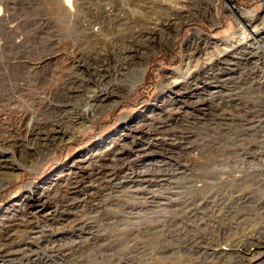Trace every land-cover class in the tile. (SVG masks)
<instances>
[{"label": "rangeland", "instance_id": "374dc122", "mask_svg": "<svg viewBox=\"0 0 264 264\" xmlns=\"http://www.w3.org/2000/svg\"><path fill=\"white\" fill-rule=\"evenodd\" d=\"M178 1L0 0V98L3 90L17 96L14 103L0 102V109H6L12 121L21 115L25 120L20 131L12 121L0 123V185L5 184L0 189V264H11L10 257H2L11 248L3 245L9 242L8 234L17 237L13 225L31 211L27 208L30 196L31 203L40 198L39 206L52 195L58 200L62 195L56 191L70 172L80 171L87 157L102 154L124 138L125 150H114L121 157L119 153L126 152L115 169L121 172L120 181L123 176L126 179L120 190L115 175L108 189H102L89 174L79 176V196L74 198L73 214L65 215L68 221L36 214L33 226L44 235L33 236L42 235L35 239L41 243L35 242L31 255L16 258L12 264H264L263 0L247 3L245 8L229 0H187L189 7L175 19L178 12L169 9ZM247 11H253L256 18ZM107 13L117 26L109 32ZM169 17L172 26L167 24ZM253 17V27L261 29V36L235 52L228 49L224 57L218 54L214 43L221 48L236 45L245 35L239 21ZM83 26L89 27L90 35L81 32ZM153 26L157 28L151 38L144 36L147 40L140 45L131 43L138 48L133 59H117L118 52L122 57L130 55L127 48L132 46L126 39L123 45L118 35L141 37ZM190 48L197 52L192 63L196 81L188 89L170 90L166 81L174 75L171 72L186 68ZM206 57L213 59L200 65L208 62ZM120 62L124 65L120 72L127 74L119 81L116 76L106 79L113 87L104 104L117 103L89 117L82 131L77 133L75 128L77 134L53 147L49 156L50 148L45 152L34 149L33 137L25 138L31 116L46 115L50 104L65 102L78 108L81 98L102 89L96 73H116ZM141 67L145 75L133 87V77ZM70 73L77 75L79 95H83L79 98L69 99L66 90L59 89V76ZM180 90L190 93L191 99L176 101ZM210 92L218 96L209 108L208 100L193 103L198 95L210 98ZM40 96L46 98L44 104L33 103ZM165 105L169 113L151 121L153 113ZM149 121L154 129L178 137L175 144L158 145L150 155L136 151L149 139L132 129ZM159 159L173 170L174 184L166 180L163 187L148 192L156 200L167 195L181 203L162 210L153 204L136 206L127 176L137 175L139 169ZM11 174L15 176L5 182L4 175ZM204 197L210 205L199 204ZM196 206L204 208L195 214ZM80 219L86 225L76 226Z\"/></svg>", "mask_w": 264, "mask_h": 264}, {"label": "bare ground", "instance_id": "6f19581e", "mask_svg": "<svg viewBox=\"0 0 264 264\" xmlns=\"http://www.w3.org/2000/svg\"><path fill=\"white\" fill-rule=\"evenodd\" d=\"M175 3H176V5L172 6L169 9V11L170 10L174 11V9H175V11L178 12L176 14V17H175V19H177V17L178 18L181 17L180 14L184 13V9H187L189 7L188 4L190 2H188L187 0H183V1L179 0L178 2H175ZM251 12H253V11H251ZM251 12H249V11L246 12V13L250 14L249 17L254 16V15H251ZM105 15H106L107 19H109L108 22H106L107 25L109 24L107 26V29H109L108 32L111 29L117 28V26L112 23L111 14L107 13ZM254 17L250 18L249 20H247L245 22L239 21L238 27H239L240 30L243 31V34H245V35L239 40V42L237 43L238 45L237 44L236 45L233 44L232 46L221 48V47H219V44H216L217 42L214 43L215 44V48L219 51L218 54H222V56L224 57V54L227 53L228 49H230L233 52H235L237 49L240 48L239 46L243 45L245 42L252 40V38H257L258 39L259 36H261V34H262L261 33V29L258 28L257 26L253 27ZM167 21H168L167 24H169L171 22L170 26H172L174 24V21H172V18H170V17L167 19ZM156 23H154V24H156ZM111 24H113V26H111ZM119 28H121V27L118 26V29ZM156 28L153 26V28L150 29L152 31H149L150 33L148 32V35H142L141 37H139L140 34L131 35L129 37L128 35L126 36L124 33H122L121 35H118V36H120V39H122V41H124L123 45L127 44L125 39L131 41L130 44L131 43L132 44L135 43L137 45H140V44L144 43L145 40L151 38L152 37L151 35H153L154 32L156 33ZM89 30H90L89 27H84V28L81 29V32L86 33L87 35H90ZM119 30H121V29H119ZM93 36H97V34L93 35ZM133 36H136V37H133ZM143 37L147 38V39L143 40ZM130 48H133V49L131 50ZM127 50H130L129 51L130 55L127 54V55H124L125 57H122L120 55V53L118 52L117 59L120 60L119 58H123V59H126V61H128L129 59H133L134 53L137 52L138 48H136V47L134 48V46L132 45L131 47H129V49L127 48ZM132 51H133V53H132ZM196 53H197L196 50L194 51V50H192V48H190L189 52L187 53V56H186L187 59H188V63L186 62V66H185L186 68L183 69L184 66H182V67H180L179 69H177L175 71L177 73H173L174 71L171 72L174 75L168 77L169 79L166 81V84H167V86L169 87L170 90H171V88H175V89L177 88L179 90L180 88L183 89V87L188 89L190 87L188 85H190L192 82L196 81V79H195L196 76L194 74L195 69L193 68L194 64L192 65L193 58L196 55ZM208 54L209 53H206V55H208ZM78 55H80V56L82 55L83 56V53L80 52ZM209 55L212 56L211 54H209ZM209 58L210 57H206L205 59L208 60ZM212 59L213 58L211 57L208 60V62L205 61L203 64H200V65L205 66ZM121 62L119 63V66L116 68V69H118L117 70L118 73L117 72L116 73H96V77H97L98 82L101 85H103L102 89L99 90L97 88L94 91H92L93 94H91L89 96H84L83 98H81L80 104L77 103L78 104V108L76 106V107H74L75 108L74 109V108L70 107L69 103H65V102L62 105H53L52 106L50 104L47 107L46 115H43L41 113V114H39V116L36 115V117H34V116L32 117L31 116V129H28L27 131H25L26 132V135H25L26 137L25 138H28V137L30 138V136L33 137L32 138L33 139L32 140L33 141V145H32L33 148L37 149L38 151H44V152L49 150V148H50V150H49V152L47 154V156H49V154L51 153L52 148L55 147L60 142H62L66 137L70 136L72 138L77 133L82 131L84 129V127H85L86 120L89 117L90 118H94L97 115L103 114V112L105 110L109 109L111 106H113L115 103H117L114 100V101H110L108 104H104L105 100H106V97H107V94H108V91H110V89L113 87V85L109 84L111 82H110V80L107 81L108 80L107 78L109 76L110 77L116 76L117 78H119L118 80L117 79L116 80L119 81L120 79L124 78V76L127 74V73H125V71H124V73L120 72L124 68V65H122ZM199 63H201V62H199ZM199 63H196V64L199 65ZM198 65H196L195 67H197ZM144 75H145V73H144V69L142 67L140 69L136 70L135 75L133 77L132 86L135 87L136 85H138V83H140V81L143 80ZM59 77H60L59 79H60V82H61L59 89L60 90L65 89L67 95L70 96L69 99H72V97L75 99L76 97L79 98L80 96H83L81 94L79 95L80 87L77 85V83L79 82V81H77L78 80L77 79V75H74V73H70V74H67L66 76L62 74ZM57 82H59V81H57ZM178 92H180V93H178ZM178 92H177L178 94H176V97H175V100L177 99L176 101H181L180 99L188 101L189 100L188 98L191 99V97H189V95H190L189 92H188L189 95H187L186 92L181 93L182 90H180ZM214 93L215 92H210L209 94L207 93L208 96L210 95V98H208V99H207V97L203 98L201 95H198L196 97L197 100L195 102H193V103L194 104H198V103H201L203 101H207L208 100L209 102L206 103V106L209 108L211 106V104H212V101H214L215 98L218 96V95H216ZM177 96H179L180 98H177ZM16 99H17L16 95H13V94L11 95V94L7 93L6 90H3L2 93H1L0 102H4V101H6V102L9 101L10 102V100H11L14 103V101ZM45 99H46L45 97L40 96V98H38V99L37 98L33 99V103H39V104L43 105L44 102H45ZM9 104L11 105L12 103H9ZM177 104H178V102H177ZM171 105L172 106L174 105V107H175L176 103L175 104H170V106ZM181 105H183V103ZM181 105L179 107L180 110L183 108V106H181ZM208 105H210V106H208ZM5 110L4 109H0V123L4 124V125L7 124L8 122L11 123V121H12V119H9V115L4 112ZM157 111H158L157 113L155 112L156 114L153 113L154 116H152L153 118L151 119V121L157 119L158 115H163L165 113H169L170 110H169V107L165 105V106H163V108L160 107V109L157 110ZM259 117H260V115H259ZM14 120H17V122L14 123L13 122ZM14 120L12 121V123L15 124L16 127L13 126V128H15L16 130H19V131L22 130L21 129V125L25 121L24 120V115L16 117ZM246 120H247V122H251L252 121V120H249V119H246ZM151 121H149L148 123H145L144 125H141L140 127L137 126V127L132 129V130L137 132L136 135H139L141 137H145V138L149 139V141L147 142V144H146V146L144 148H143V145H140V146H138V149L136 150L138 152L142 151V153L144 152L146 155H150V153L152 154V152L157 150L156 146H158V145L167 146L169 144H175V139H178V137H175L173 134H170V132L166 131L165 129H162V128L160 130L159 129L158 130L154 129L155 127L153 128V126L151 124L152 123ZM80 127L83 128V129H81ZM75 128L79 129V131L76 134L73 133V130ZM140 132H141V134H140ZM145 132H146V135H143ZM167 134L171 135V137L167 138L166 137ZM152 135H154V136L152 137ZM71 138H69V139H71ZM7 140H8V138L6 139V141ZM125 140H126V138H124L123 140L121 139L120 142L119 141H114L115 144L110 146L102 154L94 153L89 158L87 157L88 158V159L86 158L87 164L86 165L84 164L85 165L84 167L81 166L82 168H78L79 170L81 169L80 171L73 170L72 172H70L69 176H67V178H64V180H65L64 184L62 183L60 188H58V190L56 191V193H57L60 190V192H61L60 194L62 195L61 197H59L58 200L52 194H51L52 196H50V193H49L50 198L48 197V201L45 202L44 204H41V206H39L40 198L36 197L34 200H32V203H31V196H30V198H29L30 201L27 204V208L30 206L31 207V211L27 212L23 216V218H20V221L18 223L13 225V227L16 225L14 231L16 232L15 235H17V237H13L12 238L11 236H13V234L12 233L11 234L7 233L8 234L7 235V239H9L8 240L9 242H6L3 246L4 247L7 246V247L11 248V252H10L9 255L6 254V255H4L2 257H7V258L10 257L9 258L10 260H8V261H10L11 264H12L16 258H22V257L28 256V255H31V252L34 251L32 247H33L35 242H37V243L40 242L41 243V241L38 242V241H35V239L36 238H40L42 235L41 236H36V235L33 236L34 234H38L39 232H41L40 234H43V231H40V230L38 231L37 230L38 228L36 229V227L33 226V223L35 222L34 219H35V215L36 214L44 215L46 217L51 215L52 217H54V218H52V220H54V221L57 220L56 218H62L65 222L68 221L67 219L70 218V217L65 216V215H71V213L74 210V206L76 207V205L74 203V200H75L74 198H75L76 195L79 196V187L81 186V185L80 186L78 185L79 176H84L85 174H89V175H91L89 178L95 177V180L99 181L101 183V186H103V187H101L102 189H106V188L108 189L110 187V185H112L111 183L115 179V176H116L117 177L116 180H118V182H117V184L115 183V186H116L117 189H119L120 186L125 183L126 179L124 180L125 176H123L122 180L120 181L119 178H120L121 172L119 171L118 173H116L115 169H117L118 165L120 164V161L124 160V156H125L126 152L125 151H124V153L120 152L119 154L122 155V157H121V156H118V153L114 154V150L115 151H116V149L117 150H123L126 147V146H124L126 144L122 143V142H124ZM168 140L171 141V143H169ZM27 144H26V146H27ZM110 155H113V157L115 155L116 159L110 157ZM147 166L145 167V169L144 168L141 169V170L139 169L138 172H137V175L127 176V178H129V181H131V183H132L131 189H129V190H131V196H132L131 198H134L136 200V202H135L136 204L135 205L145 208L146 206L148 207L149 205L153 204L155 208H160L161 210L170 208V207L175 206V205L176 206L179 205L181 202H180V200L178 198H173V196L171 197V196L165 195L164 196L165 199L160 201V200H156L157 198H156V196L154 194H150L151 191H149L150 193L148 192V189H150V190L152 189L153 190L154 188L159 189V187L160 188L163 187V185H165L164 181H166V180L168 181V183L171 182V184H174V182L171 181V177L173 175V170L172 169L170 170L169 168L165 167V161L163 159L151 161ZM88 169L92 170V171H88ZM164 171L165 172H171L172 171L171 172L172 174L171 175L165 174V173L164 174H160V172H164ZM4 176H5L4 177L5 182L8 183L9 178L15 176V174H11L10 176L9 175H4ZM113 176H114V179H113ZM178 178L180 179L181 177L178 176L177 179ZM4 186H5V184L4 185H0V189L3 188ZM28 190H31V187L28 188ZM50 191H52V190L49 189L48 192H50ZM174 194H175V192H174ZM89 195L91 196L90 193H89ZM206 199L204 197L203 201H200L201 203H199V204H201V205L209 204L210 205V202L209 201L207 202ZM77 204H79V201H77ZM44 205H46V206H44ZM132 206H134V205H132ZM35 207H37V208L34 209ZM78 208H79V206H78ZM202 208H204V207L196 206L194 208V210H192V211H194L195 214L196 213H200ZM63 216H65V217H63ZM58 220L60 221V219H58ZM82 222H85V221L83 219H80V222H78L76 224V226H79V225H82V224L86 225V223H82ZM50 227H51V225H50ZM91 234H92V232H91ZM18 238H21V239H18ZM5 253H3V254H5ZM5 264H8V263L5 262ZM43 264H49V263L45 262Z\"/></svg>", "mask_w": 264, "mask_h": 264}, {"label": "built area", "instance_id": "2783aa9c", "mask_svg": "<svg viewBox=\"0 0 264 264\" xmlns=\"http://www.w3.org/2000/svg\"><path fill=\"white\" fill-rule=\"evenodd\" d=\"M229 1H233V0H229ZM239 1H240V0H234V2H235L240 8L249 7V6H246V5H244V4H240ZM250 1L253 3L252 5L256 4V2H257V1H255V0H250ZM263 4H264V0H263ZM252 5H251V6H252Z\"/></svg>", "mask_w": 264, "mask_h": 264}, {"label": "trees", "instance_id": "16d2710c", "mask_svg": "<svg viewBox=\"0 0 264 264\" xmlns=\"http://www.w3.org/2000/svg\"><path fill=\"white\" fill-rule=\"evenodd\" d=\"M239 3L246 5L247 3H250L251 4L252 2L250 0H240Z\"/></svg>", "mask_w": 264, "mask_h": 264}, {"label": "water", "instance_id": "95a60500", "mask_svg": "<svg viewBox=\"0 0 264 264\" xmlns=\"http://www.w3.org/2000/svg\"><path fill=\"white\" fill-rule=\"evenodd\" d=\"M229 2H234V1H229Z\"/></svg>", "mask_w": 264, "mask_h": 264}]
</instances>
